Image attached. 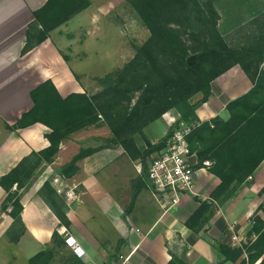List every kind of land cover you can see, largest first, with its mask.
Instances as JSON below:
<instances>
[{
  "label": "crops",
  "instance_id": "obj_1",
  "mask_svg": "<svg viewBox=\"0 0 264 264\" xmlns=\"http://www.w3.org/2000/svg\"><path fill=\"white\" fill-rule=\"evenodd\" d=\"M47 1L0 0V177L31 152L50 146L46 134L51 129L41 122L16 130L7 128L35 106L32 91L47 80L63 98L88 88L85 81L75 78L70 58L58 43L63 25L23 54L34 12ZM55 34H59L58 39ZM252 87L242 67H232L212 82V95L196 109L198 118L202 122L217 116L228 120V103ZM202 97L197 94L191 102L198 103ZM178 117L175 110L167 112L146 127L145 135L157 143L167 136ZM157 122H161L157 132L148 131ZM92 128L93 125L75 131L64 140L54 161L46 164L23 191L24 226L14 225L8 213L0 214V264H30L38 255L36 264L45 260L48 264H169L171 251L183 250L189 264H240L248 258L245 253L240 261L227 260L218 244L239 247L252 239V218L264 203V161L248 182L195 232L186 224L201 204L194 196L210 202L221 179L207 167H198L194 192L183 196L177 206L164 207V197L156 195L147 175L135 168L141 160L130 159L121 146L97 150L77 162L79 169L72 176L63 175L61 167L82 148L99 147L94 144L97 136ZM137 142L144 150V143ZM46 181H50L61 198L60 204L66 207L70 226L60 221L41 195ZM68 191L72 193L70 197ZM5 195L0 186V205ZM259 215L264 219L263 210ZM55 232L59 234L57 240ZM66 235L76 240L83 255L67 243ZM233 235L238 239L233 240ZM260 262L261 259L255 264Z\"/></svg>",
  "mask_w": 264,
  "mask_h": 264
},
{
  "label": "trees",
  "instance_id": "obj_2",
  "mask_svg": "<svg viewBox=\"0 0 264 264\" xmlns=\"http://www.w3.org/2000/svg\"><path fill=\"white\" fill-rule=\"evenodd\" d=\"M134 12L151 32L149 39L138 47L135 56L121 69L97 78L101 90L90 94L73 93L63 98L51 80L32 91L35 106L25 113L9 130L28 127L41 122L51 131L46 134L50 146L33 151L9 172L0 177V186L6 195L1 202L4 212L14 219V225H23L22 195L33 180L54 161L61 143L78 130L106 123L111 137L106 146L82 148L72 160L61 167L63 175L72 176L78 171L77 162L107 146H121L126 155L140 159L147 169L146 159L163 150L168 138L180 120L192 125L188 136L190 148L196 153L198 167L208 170L221 179L212 192L210 202L200 200V207L186 224L199 232L219 206L224 205L248 182L264 161V23L258 29L246 32L242 41L236 34L244 33L239 27L232 35H223L218 27L220 15L212 4L201 0H127ZM91 0H48L34 12L35 20L27 31L23 54L28 53L50 37L55 29L70 21L91 6ZM258 18L249 23L256 26ZM241 26V25H240ZM67 60V58L64 56ZM240 65L253 83L242 96L230 101L228 120L217 116L202 122L196 114L199 104L212 95V82ZM76 79L80 78L75 74ZM197 94L200 102L192 103ZM175 110L179 120L167 136L152 143L145 135L148 125ZM142 136L146 148L142 150L137 137ZM211 164L205 166L204 162ZM264 191V188H263ZM41 195L52 206L60 221L70 226L66 207L61 198L46 181ZM254 213L247 244L232 247L218 244L227 260L240 264H264V219L259 211ZM24 226V225H23ZM59 238L54 233V240ZM169 264H189L186 251H171ZM38 255L30 264H36ZM40 264H48V261Z\"/></svg>",
  "mask_w": 264,
  "mask_h": 264
},
{
  "label": "rangeland",
  "instance_id": "obj_3",
  "mask_svg": "<svg viewBox=\"0 0 264 264\" xmlns=\"http://www.w3.org/2000/svg\"><path fill=\"white\" fill-rule=\"evenodd\" d=\"M201 1L212 4L219 13L218 27L223 35L228 37L239 27L246 26L243 28L244 33L236 34L235 39L238 42L244 39L246 32L258 29L260 24L264 23V0ZM91 2L88 9L63 24L59 39V34L55 36L64 54L70 58L74 76L76 74L80 80L85 81L88 86L85 91L93 94L101 90L97 78L125 66L135 56L138 47L149 39L151 32L127 0ZM254 17L258 18V23L256 26H250L249 23ZM160 123L157 122L148 131L157 132ZM173 125L174 120L171 126ZM92 130L97 136L94 144L99 147L106 146L107 139L111 137L110 128L106 123L94 124ZM137 141L143 142L146 148L142 136H138ZM160 152H154L146 159L145 171L142 161L135 163L136 170L142 164V173L147 174L148 162ZM248 242L249 240L243 244Z\"/></svg>",
  "mask_w": 264,
  "mask_h": 264
},
{
  "label": "built area",
  "instance_id": "obj_4",
  "mask_svg": "<svg viewBox=\"0 0 264 264\" xmlns=\"http://www.w3.org/2000/svg\"><path fill=\"white\" fill-rule=\"evenodd\" d=\"M179 118L174 119V124ZM192 131V125L180 120L172 135L168 138L166 147L161 150L159 155L148 162L147 178L153 191L161 197H164V207L177 206L183 196L192 193L195 190L196 178L199 173L198 158L195 152L190 148L188 136ZM211 162H204L209 166ZM143 171L142 164L138 167ZM72 193L68 191L70 197ZM4 211L0 205V214ZM236 222L231 225L233 230ZM233 240L238 236L233 235ZM66 241L74 246L78 255H83V249L76 243L72 236L66 235Z\"/></svg>",
  "mask_w": 264,
  "mask_h": 264
}]
</instances>
